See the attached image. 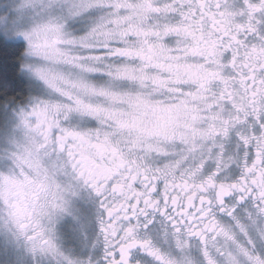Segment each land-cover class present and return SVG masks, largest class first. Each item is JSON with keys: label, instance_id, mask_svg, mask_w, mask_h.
Here are the masks:
<instances>
[{"label": "snow or ice", "instance_id": "snow-or-ice-1", "mask_svg": "<svg viewBox=\"0 0 264 264\" xmlns=\"http://www.w3.org/2000/svg\"><path fill=\"white\" fill-rule=\"evenodd\" d=\"M0 264H264V0H0Z\"/></svg>", "mask_w": 264, "mask_h": 264}]
</instances>
